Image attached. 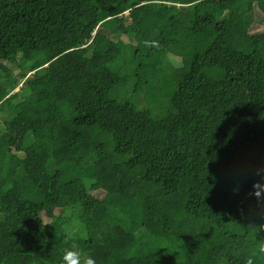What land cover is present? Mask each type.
Segmentation results:
<instances>
[{"label": "trees", "instance_id": "16d2710c", "mask_svg": "<svg viewBox=\"0 0 264 264\" xmlns=\"http://www.w3.org/2000/svg\"><path fill=\"white\" fill-rule=\"evenodd\" d=\"M260 4L0 0V264H264Z\"/></svg>", "mask_w": 264, "mask_h": 264}, {"label": "rangeland", "instance_id": "374dc122", "mask_svg": "<svg viewBox=\"0 0 264 264\" xmlns=\"http://www.w3.org/2000/svg\"><path fill=\"white\" fill-rule=\"evenodd\" d=\"M260 6V7H259ZM259 6L256 7V12H257V20H256V25L252 26L251 32L252 33H256L258 31H260L263 27H262V22H261V7L264 8V6L262 4H260ZM263 13V12H262ZM119 37H121L120 35L117 36H113L114 39H118ZM61 60L65 63H68L71 60V54L68 53L65 56L61 57ZM27 77L30 76L32 74V72H28L27 73ZM22 82V81H21ZM20 82L19 87H17L14 91H18L22 85V83ZM144 106V104H142ZM0 125H4L6 126L7 129H10L11 131H16L19 129L18 124H6L5 121L3 120L2 116H0ZM105 194H100L101 197H104Z\"/></svg>", "mask_w": 264, "mask_h": 264}, {"label": "clouds", "instance_id": "9594fccd", "mask_svg": "<svg viewBox=\"0 0 264 264\" xmlns=\"http://www.w3.org/2000/svg\"><path fill=\"white\" fill-rule=\"evenodd\" d=\"M261 252H264V247L261 248ZM66 264H79L78 252H66L64 257ZM87 264H95V261L91 258L87 260Z\"/></svg>", "mask_w": 264, "mask_h": 264}]
</instances>
